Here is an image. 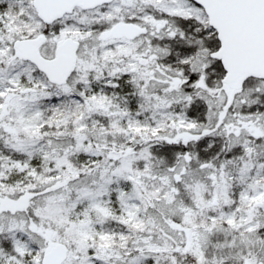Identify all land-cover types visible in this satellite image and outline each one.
Returning <instances> with one entry per match:
<instances>
[{"label":"snow or ice","instance_id":"1","mask_svg":"<svg viewBox=\"0 0 264 264\" xmlns=\"http://www.w3.org/2000/svg\"><path fill=\"white\" fill-rule=\"evenodd\" d=\"M0 264H264V0H0Z\"/></svg>","mask_w":264,"mask_h":264}]
</instances>
